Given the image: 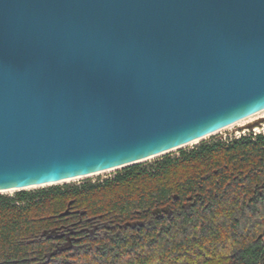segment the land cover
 <instances>
[{"label":"water","instance_id":"1","mask_svg":"<svg viewBox=\"0 0 264 264\" xmlns=\"http://www.w3.org/2000/svg\"><path fill=\"white\" fill-rule=\"evenodd\" d=\"M263 110L264 0H0V192L136 164Z\"/></svg>","mask_w":264,"mask_h":264},{"label":"trees","instance_id":"2","mask_svg":"<svg viewBox=\"0 0 264 264\" xmlns=\"http://www.w3.org/2000/svg\"><path fill=\"white\" fill-rule=\"evenodd\" d=\"M0 264H264V134L0 194Z\"/></svg>","mask_w":264,"mask_h":264},{"label":"rangeland","instance_id":"3","mask_svg":"<svg viewBox=\"0 0 264 264\" xmlns=\"http://www.w3.org/2000/svg\"><path fill=\"white\" fill-rule=\"evenodd\" d=\"M258 119H264V110L245 119L242 120L240 122H237L229 127L223 128L217 132H214L212 134H209L203 138L198 139L195 142H190L188 144H185L181 147L175 148L173 150H170L168 152H164L155 156H152L150 158H147L145 160H142L136 164L140 165L141 168H152L156 163L160 162L162 159H164L165 157H179L182 153V151H192L202 145L205 144H214L218 141H231V140H236L238 138H254L255 134H254V130L253 128H245L249 123H252ZM264 123V122H263ZM258 127V130H256L255 128ZM254 129L255 131L259 133V131H262L263 133V128L264 126L258 125L256 126ZM135 165V164H132ZM130 166V165H129ZM128 166H124V167H120V168H113V169H109V170H105L102 172H97L94 174H91L89 176H82V177H78V178H74L71 180H65L62 182H57L55 184H45V185H38V186H33V187H29L26 188L25 190H37V189H41L44 187H50V186H54V185H59V186H66V185H82L85 183H95V182H102L106 179H114L118 174L124 173L125 168ZM19 191V190H6V191H2L0 192V194H6V195H15V193Z\"/></svg>","mask_w":264,"mask_h":264},{"label":"built area","instance_id":"4","mask_svg":"<svg viewBox=\"0 0 264 264\" xmlns=\"http://www.w3.org/2000/svg\"><path fill=\"white\" fill-rule=\"evenodd\" d=\"M262 125L264 126V123H262ZM253 130H254V128H253ZM259 133H262V131H259ZM254 134L257 135L258 132L254 131ZM263 134H264V128H263Z\"/></svg>","mask_w":264,"mask_h":264},{"label":"bare ground","instance_id":"5","mask_svg":"<svg viewBox=\"0 0 264 264\" xmlns=\"http://www.w3.org/2000/svg\"><path fill=\"white\" fill-rule=\"evenodd\" d=\"M255 129L258 130V127H256ZM255 129H254V131H255ZM256 132H257V131H256ZM195 141H197V140H195ZM195 141H193V142H195ZM4 191H6V190H4Z\"/></svg>","mask_w":264,"mask_h":264},{"label":"flooded vegetation","instance_id":"6","mask_svg":"<svg viewBox=\"0 0 264 264\" xmlns=\"http://www.w3.org/2000/svg\"><path fill=\"white\" fill-rule=\"evenodd\" d=\"M156 213H158V212H156Z\"/></svg>","mask_w":264,"mask_h":264}]
</instances>
